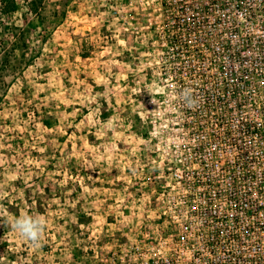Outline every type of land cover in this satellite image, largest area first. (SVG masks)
Wrapping results in <instances>:
<instances>
[{"label": "rangeland", "instance_id": "1", "mask_svg": "<svg viewBox=\"0 0 264 264\" xmlns=\"http://www.w3.org/2000/svg\"><path fill=\"white\" fill-rule=\"evenodd\" d=\"M29 2L0 0V264H139L148 231L264 211V165L194 150L208 128L162 68L156 1ZM24 214L46 218L39 247L6 224Z\"/></svg>", "mask_w": 264, "mask_h": 264}, {"label": "built area", "instance_id": "2", "mask_svg": "<svg viewBox=\"0 0 264 264\" xmlns=\"http://www.w3.org/2000/svg\"><path fill=\"white\" fill-rule=\"evenodd\" d=\"M154 1L167 47L162 68L181 93L191 90L195 103L181 96L187 122L208 128L207 145L194 150L264 165V0ZM244 208L195 213L200 225L148 231L147 243L135 244L139 264H264V211L250 202Z\"/></svg>", "mask_w": 264, "mask_h": 264}, {"label": "clouds", "instance_id": "3", "mask_svg": "<svg viewBox=\"0 0 264 264\" xmlns=\"http://www.w3.org/2000/svg\"><path fill=\"white\" fill-rule=\"evenodd\" d=\"M181 96L189 103H195L191 98V90L185 89ZM7 226L21 239L29 242L33 247H39L46 227V218L43 215L30 216L27 214L12 217L6 221Z\"/></svg>", "mask_w": 264, "mask_h": 264}, {"label": "trees", "instance_id": "4", "mask_svg": "<svg viewBox=\"0 0 264 264\" xmlns=\"http://www.w3.org/2000/svg\"><path fill=\"white\" fill-rule=\"evenodd\" d=\"M41 7V4H40V0H30V2H29V8L32 10V12L34 13V16L36 17V19L38 18V17H41L42 15H41V12L39 11V8ZM35 17L31 20V21H29V25H34V23H35ZM20 31H21V33H20V31L16 34L15 33V35L16 36H18V38L17 39H19L20 40V38H21V36L23 35V31H22V29H19ZM16 40V39H15ZM16 44H18V43H16ZM0 55H4V52H3V50H0ZM6 55V54H5ZM3 61H6L7 63L8 62H10V57L9 56H7V57H5L4 59H3Z\"/></svg>", "mask_w": 264, "mask_h": 264}]
</instances>
